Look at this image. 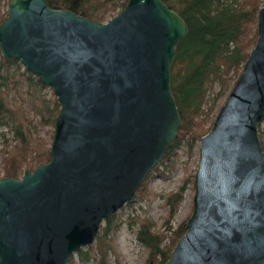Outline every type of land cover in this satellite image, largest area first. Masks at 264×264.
I'll return each mask as SVG.
<instances>
[{
  "label": "water",
  "instance_id": "1",
  "mask_svg": "<svg viewBox=\"0 0 264 264\" xmlns=\"http://www.w3.org/2000/svg\"><path fill=\"white\" fill-rule=\"evenodd\" d=\"M187 33L163 0H128L103 22L8 0L1 55L51 87L59 110L49 160L0 177V264H67L134 200L178 137L170 66ZM256 33L199 138L192 211L164 264H264V3Z\"/></svg>",
  "mask_w": 264,
  "mask_h": 264
},
{
  "label": "trees",
  "instance_id": "2",
  "mask_svg": "<svg viewBox=\"0 0 264 264\" xmlns=\"http://www.w3.org/2000/svg\"><path fill=\"white\" fill-rule=\"evenodd\" d=\"M0 0V22L5 18L6 11H2ZM53 8H66L77 14L96 21H106L120 11L128 0H46ZM169 7L176 10L186 21L188 33L176 45L175 55L170 66V87L175 97L181 117L178 137L165 151L158 166L170 157L180 138H187L193 142L203 135L200 132L197 118L203 112V104L207 89L215 81L222 85L227 82L230 70H239L247 58L248 51L256 40L257 12L262 4L261 0H244L238 4L236 0H181L174 4L173 0H163ZM15 59H4L0 54V68L9 67L17 63ZM30 75V74H29ZM0 128L9 127L13 132L16 144L13 151L3 158V175L16 178L21 169L34 168L49 160L50 148L41 141H32L27 130V122L20 108H13L7 102L6 90L8 76L0 74ZM39 81V80H38ZM45 115L54 118L59 110L57 100L52 106L41 100ZM0 135L3 132L0 130ZM1 177V176H0ZM144 182L138 189L143 190ZM186 182L179 190L166 198L171 203L172 197L181 199ZM115 214L108 218L102 232H98L96 240L99 248L106 245L104 239L111 232ZM184 224L174 230L173 236L165 246H160L162 237L149 230L148 225L141 224L137 231L139 241L149 249V256L156 264H164L170 257L171 251L178 238L184 233ZM103 252V251H100ZM81 261L90 259L91 252L83 249L77 252ZM99 264H106L101 257Z\"/></svg>",
  "mask_w": 264,
  "mask_h": 264
},
{
  "label": "rangeland",
  "instance_id": "3",
  "mask_svg": "<svg viewBox=\"0 0 264 264\" xmlns=\"http://www.w3.org/2000/svg\"><path fill=\"white\" fill-rule=\"evenodd\" d=\"M173 1L176 4L181 0ZM236 1L241 4L244 0ZM261 1L263 4L264 0ZM7 2L8 0L2 1V11H6ZM242 66L243 64H240V69L237 71H229L224 85L215 81L207 89L203 112L196 119L203 134L210 129L219 107L234 85ZM0 74L8 76L7 102L13 108H20L32 141L34 143L41 141L50 148L54 123L52 118L44 114L41 100L43 99L48 106L53 105L56 97L52 88L40 83L38 78L27 71L19 61L12 64L8 71L0 68ZM0 130L3 132V135H0V176L2 177L3 158L13 151L16 140L9 127L3 126ZM258 133L264 148V121L259 124ZM198 156L199 138L191 143L186 137L180 138L170 157L161 163L158 169H153L149 173L144 181L143 190L137 192L132 202L124 204L115 213L111 232L104 239L106 245L99 248L95 238L92 244L83 248L84 251L91 252L90 259L81 261L76 253L67 264H99L101 257H104L106 264H149L150 262L156 264L149 256V249L137 238V231L141 224L146 223L151 232L160 234L162 247L170 241L172 232L179 225H185L193 207V177ZM24 169V167L21 169L19 176ZM183 182H186V186L181 199L172 197L171 203H167L166 198L177 192ZM105 224L106 222H103L101 226ZM98 232H102V229Z\"/></svg>",
  "mask_w": 264,
  "mask_h": 264
}]
</instances>
